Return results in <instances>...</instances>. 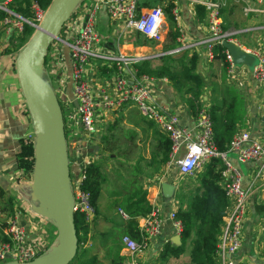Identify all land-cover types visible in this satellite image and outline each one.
<instances>
[{"label":"crops","instance_id":"0c3cea01","mask_svg":"<svg viewBox=\"0 0 264 264\" xmlns=\"http://www.w3.org/2000/svg\"><path fill=\"white\" fill-rule=\"evenodd\" d=\"M219 1L223 4V11L226 3L223 0ZM232 1L242 9L244 14V6L252 0H245V3L237 0ZM176 4L180 10V28L177 26L174 17L169 19L165 11L169 5L172 6V11L175 6L174 3L166 5L161 0H143L145 8L161 5L165 11L167 29L164 34V41L156 44L137 33L126 31L123 21L113 22L102 9L97 18V31L101 38V48L99 49L114 55L124 54L142 57L144 61H149L154 69L165 67L173 70L180 68V63L177 60L196 52L199 56L197 72L205 81L201 102L202 109H209L213 104L219 107H227L232 102L233 94L239 96L245 103V116L237 134L247 132L253 140L264 143V84L252 80L249 68L243 69V67H241V70L244 71L243 75L231 79L227 75L223 60L214 59L210 61L207 58L205 46L172 53L180 49L178 39L181 34L185 35L186 40H189L188 42H201L209 36L207 14L202 21L196 12V5L190 1L179 0ZM84 13L83 11L78 13L73 33L80 30ZM244 15L249 20L247 25L228 27L225 30H235L239 34L251 32L253 40L256 41L255 47L252 46L253 49L242 43L238 37L239 34L236 35L235 39L243 48L245 47L244 49L258 50L260 44L264 46V36L262 35L264 18L259 22H257V18L264 17V14ZM222 22L224 26L223 15ZM170 30L177 31V37L173 42L167 38ZM51 48L45 66L48 81L51 82L61 104L66 106L69 113L67 115L69 131L76 132L78 136L82 135L80 139L84 142L87 140L90 142V146L86 147L81 158H75L74 154L69 152L72 176L74 177L75 167L80 163L88 166L91 162L98 161L102 164L106 176V182L103 185L104 190H102L106 201L121 200L127 206L145 194L152 209L159 211L163 229L160 235L150 242L149 249L138 256L137 261L138 264H151L152 261L155 262L156 260L161 263L163 260L160 256L164 248L167 245L176 246L172 240L177 235L169 216L172 212H177L181 204L186 206L182 199L183 197L187 198L184 194L188 192L189 195L192 187L186 189L183 188V184L188 179L191 181L195 179L202 169L194 175L186 177L179 173L175 164H169L170 158L167 163H163L161 144L162 138L167 136L154 123L146 121L138 109L131 104H126L113 111H102L97 118L95 136L93 134L91 137H86L80 124L77 107L72 102L74 92L70 50L59 42H54ZM10 49V52L0 53V188H3L7 195L14 199L16 214L19 215L22 223L29 228L26 214L35 207L31 200L30 187L33 181L36 136L16 71L15 61L18 51L15 48ZM168 56L176 61L168 59ZM212 63L214 66L216 65L215 75H217L218 67L219 72L221 68V71L225 73L226 85L229 88L225 89L224 92L227 93L222 94L217 88L213 90V86L210 87V84L215 82L216 77L215 75L212 76ZM201 68L203 69L202 73ZM92 74V81L98 88H108L110 81L116 77V68L115 66L97 68L96 72ZM155 79L153 99L158 108L166 116H177L180 120V126L190 131L192 137L195 138L197 136L195 129L198 116H195L188 108L186 99L181 93L176 92L170 79L166 77ZM218 83L221 81L219 80ZM215 85L218 84L215 82L214 87H217ZM255 108L256 112L254 111ZM228 157L241 176L242 186L250 194L242 245L234 255V262L235 264H264V163H241L236 154L233 153H230ZM14 179L18 181L16 187H13ZM163 183H169L176 187L172 195H166L162 191ZM106 206L104 204L103 209ZM120 210L125 212L124 209ZM123 221L122 217L120 222L115 221L114 218V221L108 224L101 217H97L95 220L93 218L92 230L86 246L99 249L102 253L103 244L107 243L110 238L119 236L122 232ZM49 226L50 224L47 227L44 226L48 249L52 245V238L58 236L57 231L52 230L51 232L49 230ZM121 254L128 256L126 263L128 264L130 254L124 249Z\"/></svg>","mask_w":264,"mask_h":264},{"label":"built area","instance_id":"2783aa9c","mask_svg":"<svg viewBox=\"0 0 264 264\" xmlns=\"http://www.w3.org/2000/svg\"><path fill=\"white\" fill-rule=\"evenodd\" d=\"M178 1L163 0L162 3L166 5L175 4L171 13L180 28L181 16L176 4ZM187 1L205 8L209 36L201 42H188L189 40H186L185 35L181 34L178 39L181 45L180 49L172 53L205 46L207 58L213 61L215 59V45L223 46L224 41L233 42L255 57L256 64L253 68H249L250 75L252 80L264 84V46L260 44L258 50L244 49L245 47L243 48L235 39L239 32L225 30L222 22L223 4L221 1ZM237 1L246 2L245 0ZM11 2L12 0H0V10L8 14L6 19L0 23L1 48L12 47V39L22 35L26 26L36 30L42 24L47 11L34 2L31 5V17L26 18L9 9ZM78 7V11H74L63 27L60 37L52 44L59 42L70 50L74 92L72 102H78L77 112L85 136L91 137L96 133L97 118L102 111H113L126 104H131L138 109L146 121L154 123L169 138L171 141L169 164H175L182 176H192L213 159H220L224 168L222 186L226 192L229 206L217 245V261L218 264H235L234 255L242 245L250 194L242 186L241 176L228 156L230 153L236 154L241 163H264V143L253 140L249 133L244 132L234 136L228 152H219L213 141L214 123L209 109H202L199 112L195 129L197 136L193 138L190 131L180 126V120L177 116H166L154 102L153 87L156 79L139 72L137 68L144 61V58L124 54L114 55L99 49L101 48V38L97 31V18L102 9L113 22L123 21L126 31L137 33L155 44L164 41L167 26L165 11L161 5L145 8L143 0H83ZM80 11L85 12L84 20L80 30L73 33L74 24ZM252 13L264 14V0H252L246 3L244 14ZM224 54L223 62L226 66L227 75L231 79L243 75L244 71L234 63L233 57L227 49H225ZM113 66L116 68V77L110 81L108 88H98L92 81V73H95L97 68ZM244 68L248 69L246 66ZM80 137L82 135L78 136L76 132L69 131V140L73 139L77 144L72 153L75 158H81L86 147L90 146L88 140L84 142ZM85 167L87 166L82 163L77 165L73 177L70 166L71 188L75 200V211L84 214L86 220L91 222L94 218L91 196L82 189ZM16 182L18 183L14 179L13 187H16ZM119 214L123 220H128L129 216L124 211L120 210ZM26 215L29 228L22 223L18 214L9 221V225L4 231L6 240L0 241V263H29L48 253L44 226L49 220L31 212V209ZM169 217L176 235L181 236L183 224L177 219L176 211L172 212ZM140 222V242L128 236L122 239L123 249L130 254L128 264H138V256L149 249L150 242L157 238L163 229L159 211L154 208Z\"/></svg>","mask_w":264,"mask_h":264},{"label":"trees","instance_id":"16d2710c","mask_svg":"<svg viewBox=\"0 0 264 264\" xmlns=\"http://www.w3.org/2000/svg\"><path fill=\"white\" fill-rule=\"evenodd\" d=\"M52 1L12 0L9 4V9L26 18H30L32 3L36 2L43 9L47 10ZM229 2L231 6L228 15H232L236 4L232 0H229ZM171 7L169 5L165 8L169 19H172ZM224 11L225 8L222 11V15ZM196 12L203 21L206 16L204 7L197 5ZM7 15L5 11L0 10V23L6 19ZM228 27L230 26L224 25L225 29ZM237 27L239 26L237 25ZM34 31L33 28L26 26L22 35L12 39V46L18 51L21 50L30 40ZM249 36L250 44L245 41ZM176 37L177 31L170 30L167 38L173 42ZM238 37L248 47H252L251 41L255 43L251 32L241 33ZM10 48H1L0 46V53L10 52ZM224 52L223 46L215 45L214 54L216 60H223L225 57ZM167 58L176 61L171 56ZM47 59L48 54L44 65ZM177 61L180 63V68L177 70L165 67L154 69L149 61H143L137 68L139 72L147 74L150 77L157 79L166 77L170 79L174 84L176 92L181 93L186 99L188 108L195 116H198L202 110L201 102L205 89V81L197 72L199 56L195 52ZM209 111L214 123V144L219 152L226 153L230 149L232 139L243 124L245 103L242 98L233 94L232 102L227 107H219L213 104L209 108ZM161 151H163L162 162L167 163L171 151V141L167 137L162 138ZM223 169L222 161L220 159H213L191 181L190 187H192V190L189 191L187 198L183 197L182 199L186 206L181 204L176 212L177 219L183 224L181 243L178 246L167 245L160 256L163 261L180 259L189 250L190 264H218L217 245L229 206L226 192L222 186ZM84 172L85 179L82 182V189L91 196V204L94 208V220L97 217H101L103 221L110 224L114 221L115 213H118L120 209H124L129 218L123 221V229L119 236L110 238L107 243L103 244L101 253L99 249L86 246L93 223L92 221L88 222L84 214L76 212L75 223L79 239V249L76 257L70 264H126L128 256L121 254L123 251L122 239L128 236L138 242L141 241L140 221L151 213L152 206L147 201L145 194L127 206L121 200L106 201L102 192L103 185L106 182L102 164L98 161H93L85 167ZM104 204L107 205L105 209H103ZM15 208L14 199L7 195L3 188H0V216L3 217H0V241L6 240L4 231L8 227L9 221L16 215Z\"/></svg>","mask_w":264,"mask_h":264},{"label":"water","instance_id":"95a60500","mask_svg":"<svg viewBox=\"0 0 264 264\" xmlns=\"http://www.w3.org/2000/svg\"><path fill=\"white\" fill-rule=\"evenodd\" d=\"M83 0H53L42 24L19 51L16 71L35 132V163L31 183L34 212L58 230V242L52 249L32 262L8 264H70L77 255L79 239L75 223V200L71 188L68 140L64 114L55 89L41 78L48 50ZM223 47L239 67L253 68L256 59L233 42ZM74 105L78 107V102ZM256 112V108L254 110ZM264 120V118H263ZM175 186L162 184V191L172 195ZM181 236L172 242L178 246Z\"/></svg>","mask_w":264,"mask_h":264},{"label":"rangeland","instance_id":"374dc122","mask_svg":"<svg viewBox=\"0 0 264 264\" xmlns=\"http://www.w3.org/2000/svg\"><path fill=\"white\" fill-rule=\"evenodd\" d=\"M223 2H225L226 3V6H225V11H224V13H223V20L225 21V24H226V26L228 25V26H230V27H237V25L239 26V27H243V26H245V25H247L248 23H249V20H247L248 18H246V16L243 14V12H242V9L239 7V6H237V4H236V6L234 7V13L232 14V15H228V12H229V9H230V6H231V3L229 2V0H223ZM78 9H79V7L75 10V12H77L78 11ZM263 16H260L259 18H257V22H259V21H261V20H263ZM249 19H251L250 17H249ZM253 22H256L255 20H253ZM262 35L264 36V30H263V32H262ZM246 43H248V44H250V36H249V38H246ZM123 43V41L121 42V44ZM255 43H256V41H255ZM255 43L253 42V41H251V44H252V46H254L255 45ZM178 46L180 47L181 45L180 44H178ZM11 48H15L14 46H12ZM252 49H253V47H251ZM16 49V48H15ZM51 47H50V50H49V52L51 51ZM18 51V50H17ZM20 51V50H19ZM49 52H48V56H49ZM45 66H46V64L44 65V67H43V71H42V73H41V78L43 79V80H46V81H48L49 79L47 78L48 77V73L46 72V69H45ZM216 66V65H215ZM214 66V63H212L211 64V70L213 71V75L212 76H214L216 73H214V72H216V67ZM218 72H217V75H215L216 77H215V82L218 84V85H215V86H217V87H214V84H215V82H212L211 84H210V87H212L213 86V90H215V88H217V90L220 92V93H227V92H224L225 91V89H228L229 87L226 85L227 84V81H226V76H225V73L224 72H222L221 71V68H220V72H219V67H218ZM201 73L203 72V69L201 68ZM211 76V77H212ZM221 81V83H218V81ZM210 82V81H209ZM51 83V82H50ZM221 86V87H220ZM54 88V87H53ZM241 91H242V89H241ZM243 92V91H242ZM62 105V109H63V114H64V120H65V122H66V135H67V139L69 140V129H68V124H67V115L69 114L68 112H67V109H66V106L62 103L61 104ZM70 111V110H69ZM94 136H95V134H94ZM76 141H74L73 139H70L69 141H68V148H69V152L72 154L73 152H74V149H75V147H76ZM70 159H71V157H70ZM190 185H191V179H188V180H186L185 181V183L183 184V187H185V188H189L190 187ZM104 190V189H103ZM104 192V191H103ZM186 197H188V192L186 193V194H184ZM34 204V203H33ZM31 212H34V209H31ZM115 221L117 220V221H121V215L119 214V213H115ZM114 216V215H113ZM1 217V216H0ZM1 218H3V217H1ZM123 219V218H122ZM50 224V226L48 227L49 228V230L52 232V230H55V231H57V234H58V230H57V228L55 227V225L53 224V222H50V221H48V223H47V225H46V227L48 226ZM57 242H58V236H55V237H53L52 238V241H51V243H52V245L50 246V249H49V251L52 249V247L54 246V245H56L57 244ZM48 251V252H49ZM43 255H45V254H43ZM151 264H190V262H189V251L188 252H186V254L185 255H183V257L181 258V259H179V260H174V261H172V260H170V261H166V260H164V261H162L161 263H159L157 260L154 262V261H152L151 262Z\"/></svg>","mask_w":264,"mask_h":264}]
</instances>
